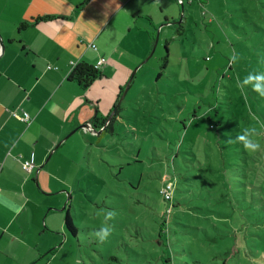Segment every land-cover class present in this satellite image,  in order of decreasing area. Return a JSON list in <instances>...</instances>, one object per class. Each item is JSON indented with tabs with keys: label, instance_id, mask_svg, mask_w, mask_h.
Masks as SVG:
<instances>
[{
	"label": "rangeland",
	"instance_id": "rangeland-1",
	"mask_svg": "<svg viewBox=\"0 0 264 264\" xmlns=\"http://www.w3.org/2000/svg\"><path fill=\"white\" fill-rule=\"evenodd\" d=\"M139 1L157 20L140 21L159 32L155 50L148 58V40L111 129H81L57 152L65 164L42 192V248L25 263L264 264V0ZM245 129L256 151L237 140ZM165 177L178 201L169 219Z\"/></svg>",
	"mask_w": 264,
	"mask_h": 264
},
{
	"label": "crops",
	"instance_id": "crops-1",
	"mask_svg": "<svg viewBox=\"0 0 264 264\" xmlns=\"http://www.w3.org/2000/svg\"><path fill=\"white\" fill-rule=\"evenodd\" d=\"M10 1L11 16L5 22L0 17V264H27L42 248L49 206L42 192H51L52 170L65 164L57 152L87 124L93 127L92 118L102 120L118 106L121 88L150 48L148 27L156 25L139 0ZM42 16L54 19L33 23ZM20 23L28 25L19 30ZM102 59L101 76L89 88L69 80L79 62ZM23 112L27 123L14 116ZM32 154L34 168L27 173L22 164Z\"/></svg>",
	"mask_w": 264,
	"mask_h": 264
},
{
	"label": "trees",
	"instance_id": "trees-1",
	"mask_svg": "<svg viewBox=\"0 0 264 264\" xmlns=\"http://www.w3.org/2000/svg\"><path fill=\"white\" fill-rule=\"evenodd\" d=\"M176 1L178 2V4L181 7L182 4H183V1L182 0H176ZM179 1H180V3H179ZM53 19H54V17H52V16H42V17H38V18L34 19L33 23L46 22V21H51ZM165 24L169 25V27L172 28L173 30L175 29V33H176L177 36H181V34L183 32L181 26L174 25V23L170 24V22H168V19H165ZM27 25H28L27 23H20L19 26H18V29L19 30L25 29V27ZM155 38H156L155 34H153V33L149 34V39L152 42V47H153V44L155 42ZM165 50H166V54H165V56L163 57V60H162V65H161L162 69H165L167 64H168L167 42H166V45H165ZM159 75H158V77H159ZM100 76H101V72L99 71V67H96V65H91V64L86 63V62H79L71 70V72L69 74V80L73 81V82H76L82 89L85 90V89L89 88L90 85L96 79L100 78ZM120 91L121 92H120L119 100L121 98L122 93H124V89L121 88ZM117 110H118V108H117ZM114 116L112 118H110L109 124L102 130V132H106V131L111 129L112 123L114 121ZM93 120L96 123V124H93L94 125L93 127L94 128H98L100 130L104 127L103 125L106 122L105 121L106 119L105 120L104 119L99 120V118H96V117H94ZM210 127H211V125H210ZM165 179L168 180L167 182H170V183H172L175 186L174 190L176 192V181L173 179L174 180V182H173V180H170L168 177H165ZM163 182L165 183V181H163ZM163 200L166 203H168V210L166 211V214H167V218L169 219V216H170L171 212L173 211V209H175V207L178 206V201L174 197V191H173L172 201L169 202V201H166L165 199H163ZM69 209H70V206L68 204V208L66 209V212H65V220H64L65 221V227L71 232V234L74 237H77L78 229H77V226H76V224L74 222V219H73ZM164 261H165V264H170L171 263V258L170 257H166V259Z\"/></svg>",
	"mask_w": 264,
	"mask_h": 264
},
{
	"label": "clouds",
	"instance_id": "clouds-1",
	"mask_svg": "<svg viewBox=\"0 0 264 264\" xmlns=\"http://www.w3.org/2000/svg\"><path fill=\"white\" fill-rule=\"evenodd\" d=\"M231 59L233 61H235L237 59V57L233 56ZM257 79H264V73H260V75L257 76ZM244 82L247 83V81H244ZM260 96L264 97V91H262L260 93ZM110 118H109V121H110ZM109 121H107V123L105 125H103L104 127L100 130L101 132L109 124ZM89 129H92V131H94L95 134L97 133L96 132L97 131L96 128L90 126V128H88V130ZM237 140L239 142H241L243 148L245 150H247V151H256L260 147L259 143L255 142L253 140V138H252V130H249V129H245L243 131V133L237 137ZM101 231L103 232V236H101V240H104L106 237H108L110 229L103 228V229H101Z\"/></svg>",
	"mask_w": 264,
	"mask_h": 264
},
{
	"label": "built area",
	"instance_id": "built-area-1",
	"mask_svg": "<svg viewBox=\"0 0 264 264\" xmlns=\"http://www.w3.org/2000/svg\"><path fill=\"white\" fill-rule=\"evenodd\" d=\"M104 61H105L104 59L100 60V62L96 64V67H99L102 63H104ZM14 116L18 118L19 120L26 122V123L30 121L29 115L24 112L22 115H14ZM1 167H2V164L0 163V170H1ZM33 168H34V155L32 154L28 161L23 162L22 169L27 173H31ZM164 184L165 186L163 190L161 191V194L163 195L166 201L170 202L172 201V198H173L174 185L170 182H165Z\"/></svg>",
	"mask_w": 264,
	"mask_h": 264
},
{
	"label": "water",
	"instance_id": "water-1",
	"mask_svg": "<svg viewBox=\"0 0 264 264\" xmlns=\"http://www.w3.org/2000/svg\"><path fill=\"white\" fill-rule=\"evenodd\" d=\"M158 39H159V32H157V35H156V38H155V42H154V44H153V47H152V51H151V53H150V55L148 56V58L150 57V56H152V54H153V52H154V50H155V47H156V44H157V42H158ZM0 46H1V49H3L4 48V45H3V42H2V40H1V38H0ZM146 61V60H145ZM140 66H138L137 68H136V70L132 73V75H131V77H130V79L128 80V82H127V84H126V90H128V88L130 87V84H131V82H132V80H133V76H134V74H136V72H137V70H138V68H139ZM126 90H124V92H126ZM124 94V93H123ZM123 96L124 95H122V98H123ZM122 98H121V100H122ZM120 103V102H119ZM90 126H91V124L89 125V124H87L85 127H86V129H88V128H90ZM83 128V127H82ZM74 132H72V133H70L65 139H67L68 137H70L72 134H73ZM62 142H60L55 148H54V150H52V152L49 154V158L51 157V155H52V153L55 151V150H57L58 149V147L60 146V144H61ZM64 209V208H63Z\"/></svg>",
	"mask_w": 264,
	"mask_h": 264
},
{
	"label": "flooded vegetation",
	"instance_id": "flooded-vegetation-1",
	"mask_svg": "<svg viewBox=\"0 0 264 264\" xmlns=\"http://www.w3.org/2000/svg\"><path fill=\"white\" fill-rule=\"evenodd\" d=\"M110 114H111V113H110ZM110 114H109V115H107L105 118H102V119H104V120L106 119V120H105V121H106V122H105V124L107 123V121H109ZM105 124H104V125H105Z\"/></svg>",
	"mask_w": 264,
	"mask_h": 264
}]
</instances>
